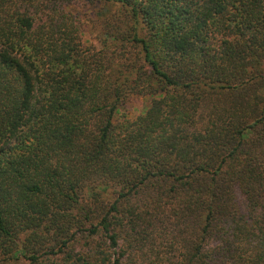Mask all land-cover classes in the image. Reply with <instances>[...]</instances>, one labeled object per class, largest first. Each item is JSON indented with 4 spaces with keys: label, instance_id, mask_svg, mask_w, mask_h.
Listing matches in <instances>:
<instances>
[{
    "label": "trees",
    "instance_id": "obj_1",
    "mask_svg": "<svg viewBox=\"0 0 264 264\" xmlns=\"http://www.w3.org/2000/svg\"><path fill=\"white\" fill-rule=\"evenodd\" d=\"M0 264H264V0H0Z\"/></svg>",
    "mask_w": 264,
    "mask_h": 264
},
{
    "label": "rangeland",
    "instance_id": "obj_2",
    "mask_svg": "<svg viewBox=\"0 0 264 264\" xmlns=\"http://www.w3.org/2000/svg\"><path fill=\"white\" fill-rule=\"evenodd\" d=\"M83 40H85L86 42H94L90 31L84 34ZM149 101L150 99H148L147 97L140 96L133 98L132 100H130L127 106L123 108V111H125L128 116L135 117L149 105Z\"/></svg>",
    "mask_w": 264,
    "mask_h": 264
}]
</instances>
